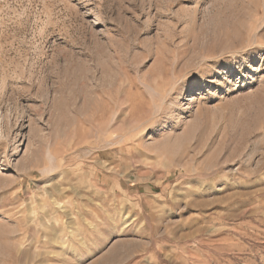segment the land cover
Segmentation results:
<instances>
[{
    "label": "rangeland",
    "instance_id": "374dc122",
    "mask_svg": "<svg viewBox=\"0 0 264 264\" xmlns=\"http://www.w3.org/2000/svg\"><path fill=\"white\" fill-rule=\"evenodd\" d=\"M0 264H264V0H0Z\"/></svg>",
    "mask_w": 264,
    "mask_h": 264
},
{
    "label": "bare ground",
    "instance_id": "6f19581e",
    "mask_svg": "<svg viewBox=\"0 0 264 264\" xmlns=\"http://www.w3.org/2000/svg\"><path fill=\"white\" fill-rule=\"evenodd\" d=\"M99 111V110H98Z\"/></svg>",
    "mask_w": 264,
    "mask_h": 264
}]
</instances>
